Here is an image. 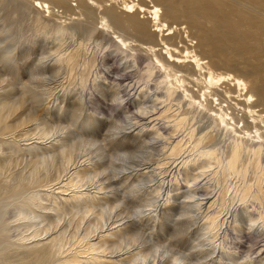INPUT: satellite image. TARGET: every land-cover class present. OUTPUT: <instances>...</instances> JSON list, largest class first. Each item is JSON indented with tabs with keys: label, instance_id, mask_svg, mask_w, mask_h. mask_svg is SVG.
<instances>
[{
	"label": "rangeland",
	"instance_id": "1",
	"mask_svg": "<svg viewBox=\"0 0 264 264\" xmlns=\"http://www.w3.org/2000/svg\"><path fill=\"white\" fill-rule=\"evenodd\" d=\"M56 9L0 0V113L18 97L38 112L22 128L0 123V264H35L50 245L46 264H264V147L230 174L233 135L190 105L189 86L108 33L101 14Z\"/></svg>",
	"mask_w": 264,
	"mask_h": 264
},
{
	"label": "bare ground",
	"instance_id": "2",
	"mask_svg": "<svg viewBox=\"0 0 264 264\" xmlns=\"http://www.w3.org/2000/svg\"><path fill=\"white\" fill-rule=\"evenodd\" d=\"M242 1L245 2L246 4H249L248 6H253V7L257 6L259 9L258 12L252 11L244 6H240V7L234 6L230 2V0H34V6L39 10L42 9L44 12H49V13H52L53 11L57 10L56 9L57 7L63 8L66 12L68 11V14L70 12L72 14L74 13L75 17H76L75 13H77L78 16L88 15V17L91 16V18L93 17L96 18V16H99L98 15L99 13L101 14V25H102L101 27L104 28L108 33L114 35L115 38L120 40L122 44L126 45V47L129 44V48L134 50L136 49L137 46H141L140 44H143L141 46L143 50L149 52L155 58V61L159 63L161 67L164 68V70L170 72L169 74L173 78L172 80L170 78L171 84L173 85L179 84L180 87H184L186 88V90H188L187 87L189 86V89L192 91V93L190 92V94L187 95L190 99L189 100L190 105H194L197 106L198 109H204L206 111L211 112L210 117L212 118V123L214 127L215 128L220 127L226 132L227 135L228 134L233 135L234 141L233 144L231 145L232 147L230 148V152H229L230 154L228 155L229 156L228 161H226L227 162L226 167L229 170L230 174L231 173L241 174L243 173V171L240 169L239 163L241 161V158H243L242 156L245 155L244 153L248 150L250 151V153L253 152V155L258 156L261 154L264 147V110L257 109V107L260 106L264 107L263 105L264 104V0H242ZM74 2L76 3L73 4ZM13 4L15 5V3ZM18 4H21V2L19 3L18 1ZM27 4L29 3L27 2ZM26 11L27 10H25V12ZM56 13L54 15H57ZM58 13L61 14V12ZM66 14L67 13H64L65 16ZM69 15H67V17ZM57 16L56 17L59 18V15ZM36 18H38V16ZM82 21H84V19ZM98 21L100 20L98 19ZM46 22L48 23V21ZM61 22L63 23V20ZM92 31L94 30L92 29ZM125 32H127V34L132 37L129 38L131 39L129 43H127V39L125 38L126 36ZM86 37L88 38L89 36L86 35ZM141 47L140 50H142ZM98 49L96 51H98ZM72 52L73 51H70V53ZM70 53H68V55H70ZM138 53L139 52H137L136 54ZM2 54L4 55V53ZM83 56L84 55H82L81 57ZM147 58L149 59L148 56ZM59 61H61L62 63V60ZM78 65L80 64L78 63ZM90 65L91 64H89V66ZM222 66L224 67L225 71L218 72L217 69L222 68ZM156 68L159 67L157 66ZM83 69L85 70V67ZM83 69L82 72L84 71ZM230 71H233L234 73ZM83 74L87 76V74L85 73ZM2 81L3 80H1L0 82ZM191 84L194 85L190 86ZM30 105L31 104L28 105L27 102L23 100V98L21 97H18L13 101L8 102L7 104L4 105V107L1 110L0 123L4 124L7 129H18L29 124L34 119L36 121V119H38V117H36V113L38 112L36 111L35 113L34 112L35 110L32 108L33 106ZM187 109L188 108H186V110ZM252 129H254V131H251ZM23 132L25 133V130ZM193 136L195 137V135ZM212 136L214 137V135ZM24 138H29V137L26 136ZM203 139L206 138L205 137L201 138V141H203ZM252 139H257L258 144L255 145L257 146V148L254 147L248 148L246 146L244 141L252 140ZM42 141L43 140H41V142ZM179 145L180 144H178L174 148L172 147L173 149L172 154L175 153V151H177L178 153L180 152ZM205 152L204 154L207 155L208 153L206 152L207 153L206 154ZM65 154H66L65 155L66 160L70 163L71 159L73 158L71 153L70 154L65 153ZM73 154L75 155V152ZM212 154L215 153L214 152L210 153V155ZM210 158L213 159V157ZM251 159L254 160V162H250ZM251 159L249 161L250 162L249 164L252 163L256 165L257 164L256 159L258 158L255 159L251 158ZM53 163L54 162H52L51 164ZM48 172L49 173L52 172L50 166L48 168ZM72 180L74 181V179ZM38 182L42 184V182L40 181ZM57 182L61 183L60 181ZM71 184L72 181L70 185ZM55 185L60 186V184L57 183ZM57 189L58 188H56L55 190ZM67 194L68 193H66V195ZM81 198H83V196H81ZM44 246H46V244H44ZM50 246L47 247L45 250L37 249L35 250L34 253H32V257L36 256V262H34L35 264H46L50 259L51 260L54 259L51 258L53 257V254L51 252L54 251L53 250L54 248L51 251ZM14 253L15 252H13L12 257H14L13 256ZM22 254H18V255H22ZM5 257H7V255ZM24 261L26 260L24 259ZM19 263L26 264V263H22V260Z\"/></svg>",
	"mask_w": 264,
	"mask_h": 264
}]
</instances>
